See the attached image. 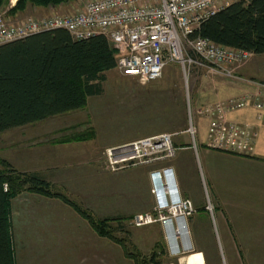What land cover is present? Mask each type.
I'll list each match as a JSON object with an SVG mask.
<instances>
[{
    "label": "rangeland",
    "instance_id": "obj_1",
    "mask_svg": "<svg viewBox=\"0 0 264 264\" xmlns=\"http://www.w3.org/2000/svg\"><path fill=\"white\" fill-rule=\"evenodd\" d=\"M90 1L93 0H76L70 4L50 6V10L48 7H40L39 10H35L30 5L28 6L30 8L27 7L23 12L13 14L5 11L3 15L9 21H16L29 16L75 14L82 11ZM246 66L252 70L254 67L264 69V56L257 57L253 54L251 58L236 68V75L239 70ZM182 73L178 64H170L165 68L160 79L143 84L136 78L123 75L117 67L107 70L105 71L106 80L103 82L102 94L90 97L84 108L0 133V161H8L21 172H36L37 169L43 168L42 166L52 168L51 162L55 158L59 162L58 168L54 167L59 176V182H50L52 184L51 192L67 196L81 208L90 211L96 219L111 218L110 216L101 218L97 214L98 203H88L90 207H87L77 198L85 195L93 201L94 199L97 200L95 197H98L99 194L107 196L129 195L133 191V188L129 187L132 184L137 186V194L143 196L147 187V179L145 181L141 176L143 169L147 170L150 175L151 191L154 193L151 173L158 169L171 167L174 158L153 165L113 170L109 167L105 157L108 148L163 133L173 134V144H192L188 133L185 132L188 127V106L186 103L188 89ZM220 81L226 83L229 80L213 74L206 77H201L195 73L191 74L189 90L191 102L195 107L194 111L199 108L198 105L210 104L222 99L217 97L219 93L217 84ZM197 126V147H199L201 146L200 140L206 136L205 131L207 132L209 124L206 119L197 116ZM76 136L83 137V139L73 141L67 139ZM195 163L200 170L202 163L199 156L195 157ZM117 181L123 184L122 190L119 188L120 192L115 190L114 185ZM205 183L206 187L203 180L200 181L204 211L210 216L208 218H211L207 209L208 203L211 204L215 219L211 218L210 226L207 219L203 220L204 226L200 237L206 240L208 248L207 252H202L205 261H207L205 263L230 264L231 258L227 257L229 252L216 245L220 234V226L217 223L220 211L214 201L208 182ZM20 195L56 198L79 214L64 199L59 197L34 193L29 190H24L15 197ZM141 207L142 215L154 214V209L147 210V208ZM195 213L196 210L192 216ZM135 217L136 215L127 217L122 223L124 225L123 230L114 231V235L121 242H116L107 236L105 238L112 244L122 245L124 254H133L132 258L135 257L133 260L136 264H185L183 258L195 252L172 253L166 247L167 234L164 229L161 230L158 227L154 229L155 240H151L147 245L139 248L132 241V232H135L137 228H145L150 225L157 226V224L162 225V223L158 221L138 226L134 222ZM86 221L89 223L87 219ZM116 224L112 222L113 226ZM89 225L94 230L90 223ZM115 260H117L116 257H109L106 264H116ZM50 264L75 263L74 259H69L67 255L66 257H53Z\"/></svg>",
    "mask_w": 264,
    "mask_h": 264
},
{
    "label": "built area",
    "instance_id": "obj_2",
    "mask_svg": "<svg viewBox=\"0 0 264 264\" xmlns=\"http://www.w3.org/2000/svg\"><path fill=\"white\" fill-rule=\"evenodd\" d=\"M241 0H93L78 13L29 16L9 21L0 12V45L29 35L66 29L74 39L104 35L117 53V69L141 83L160 79L165 68L178 64L188 89V133L192 147L197 149V116L208 121L206 146L246 154L252 150L256 129L252 124L230 119V114L250 109L257 119H264V80L245 79L236 75V68L247 61L252 52L219 45L202 36L193 37L200 23L229 5ZM248 1V0H243ZM16 0H11L14 6ZM201 77L219 75L228 80L244 81L250 89L210 104L198 105L194 111L189 82L191 74ZM173 134L163 133L127 144L110 147L105 157L113 170L153 165L175 157L177 147ZM169 175V176H168ZM154 194H161L153 215H136L138 226L161 222L168 232H177L196 208L190 198L182 197L171 167L151 173ZM162 184H158V178ZM168 178L171 188L168 187ZM204 186L205 179L202 177ZM7 185H5V189ZM208 211L214 219L213 207ZM175 222L179 227L175 226ZM178 239V237H177Z\"/></svg>",
    "mask_w": 264,
    "mask_h": 264
},
{
    "label": "crops",
    "instance_id": "obj_3",
    "mask_svg": "<svg viewBox=\"0 0 264 264\" xmlns=\"http://www.w3.org/2000/svg\"><path fill=\"white\" fill-rule=\"evenodd\" d=\"M40 7L33 6L35 10ZM48 9L50 10L49 7ZM255 56L261 57L264 54ZM237 75L245 79L264 80V69L254 67L252 70L246 66L239 70ZM217 85V97L222 99L250 89L247 83L236 79L226 83L220 81ZM229 117L252 124L256 129L257 134L252 139L250 152L237 154L209 148L206 146V131V136L200 140L201 150L199 147L193 148L189 143H174L177 151L171 168L178 192L182 197L190 198L196 206V213L187 219L184 226L188 239L185 241V238L179 237L176 240L177 249L179 253L195 251L202 255V252L208 251L206 240L200 237L203 220L207 219L209 226L211 220L204 211L200 186L203 177L205 182H208L220 211L217 222L220 234L215 244L229 252L227 257L231 258L230 264H264V119H257L250 109L232 113ZM197 156L202 163L200 170L195 163ZM58 163L54 158L51 162L52 168L42 166L43 168L37 169L36 172L49 182L58 183L59 176L55 172ZM141 176L143 180L147 179L143 196L137 194V186L132 184L129 187H132L133 191L128 190L129 195L99 194L95 197L97 200L93 201L90 197L82 195L77 199L87 207H90L88 203H98L97 214L101 218H127L141 214V206L147 210L153 209L162 197L161 194L152 193L148 171L143 169ZM118 182L114 186L115 190L120 192L119 188L122 190L123 184ZM11 221L16 264H50L53 257L67 255L69 259H74L75 264H106L109 257H116V264H136L131 256L124 254L122 245L112 244L105 237L99 236L86 219L56 198L40 195L15 197L11 201ZM175 226L179 227L177 222ZM155 227L164 229L168 236L163 224L137 228L132 232L134 245L140 248L149 241H154ZM165 243L174 253V244L167 239ZM203 259L206 264L204 255Z\"/></svg>",
    "mask_w": 264,
    "mask_h": 264
},
{
    "label": "trees",
    "instance_id": "obj_4",
    "mask_svg": "<svg viewBox=\"0 0 264 264\" xmlns=\"http://www.w3.org/2000/svg\"><path fill=\"white\" fill-rule=\"evenodd\" d=\"M73 1L16 0L9 7L10 0H0V12L8 7V12L16 14L30 5L50 7ZM196 36L264 54V0L230 3L202 21L193 34ZM116 66V50L102 34L74 39L60 28L0 45V133L84 108L90 97L102 94L105 71ZM51 188L52 184L38 172H21L8 161H0V264H16L10 205L12 198L24 190L64 199L100 236L121 242L114 231L123 230L125 217L96 219L67 196L51 192Z\"/></svg>",
    "mask_w": 264,
    "mask_h": 264
},
{
    "label": "bare ground",
    "instance_id": "obj_5",
    "mask_svg": "<svg viewBox=\"0 0 264 264\" xmlns=\"http://www.w3.org/2000/svg\"><path fill=\"white\" fill-rule=\"evenodd\" d=\"M168 180H169L168 181L169 182L168 183V187L171 188V186H170L171 185L170 178H168ZM158 184L160 185V188H162L161 187L162 181H161L160 177L158 178ZM6 190H7V188H6ZM176 231L177 232H174V233L172 231H169L170 238L172 239V242L174 244V253L178 252L177 242H176L177 237L178 238L182 237L183 239L185 238L186 239L185 241H187V239H188V237H187L188 234H187V230L185 229V227L180 225L179 230H176ZM183 262H185V264H204V259H203V255L200 252H192V253L188 254L185 258H183Z\"/></svg>",
    "mask_w": 264,
    "mask_h": 264
}]
</instances>
